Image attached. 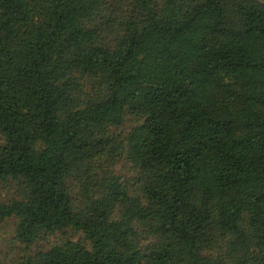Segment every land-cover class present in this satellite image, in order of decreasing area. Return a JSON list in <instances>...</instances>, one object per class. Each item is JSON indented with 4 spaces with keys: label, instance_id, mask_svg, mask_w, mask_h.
Instances as JSON below:
<instances>
[{
    "label": "trees",
    "instance_id": "16d2710c",
    "mask_svg": "<svg viewBox=\"0 0 264 264\" xmlns=\"http://www.w3.org/2000/svg\"><path fill=\"white\" fill-rule=\"evenodd\" d=\"M0 137L15 264H264V0H0Z\"/></svg>",
    "mask_w": 264,
    "mask_h": 264
},
{
    "label": "rangeland",
    "instance_id": "374dc122",
    "mask_svg": "<svg viewBox=\"0 0 264 264\" xmlns=\"http://www.w3.org/2000/svg\"><path fill=\"white\" fill-rule=\"evenodd\" d=\"M0 137V144H2ZM116 174L126 175L127 169L119 165L115 169ZM15 194V188L12 186H5L0 184V201H6ZM72 241H82L81 234H68ZM63 239L59 236H47L37 241L30 248L20 244L15 238V220L8 219L0 222V264H15L23 257L36 251H43L49 249L52 245L59 244Z\"/></svg>",
    "mask_w": 264,
    "mask_h": 264
}]
</instances>
